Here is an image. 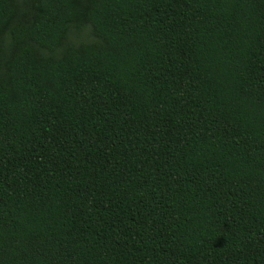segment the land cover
Returning a JSON list of instances; mask_svg holds the SVG:
<instances>
[{
	"label": "trees",
	"instance_id": "obj_1",
	"mask_svg": "<svg viewBox=\"0 0 264 264\" xmlns=\"http://www.w3.org/2000/svg\"><path fill=\"white\" fill-rule=\"evenodd\" d=\"M0 264H264V0H0Z\"/></svg>",
	"mask_w": 264,
	"mask_h": 264
}]
</instances>
